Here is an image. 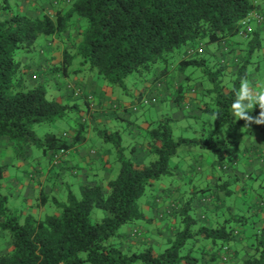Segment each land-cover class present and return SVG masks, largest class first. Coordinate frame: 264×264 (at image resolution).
<instances>
[{"label": "trees", "instance_id": "obj_1", "mask_svg": "<svg viewBox=\"0 0 264 264\" xmlns=\"http://www.w3.org/2000/svg\"><path fill=\"white\" fill-rule=\"evenodd\" d=\"M10 1L0 0V146L7 147L6 155L14 161L13 165L0 162V264H264V227L256 226L264 214V200L257 203L259 199L246 197L254 191V182L239 174L231 182L221 179L213 186L194 187L187 200L178 199L168 212L159 213L161 221H172L168 237L161 229L158 241L151 234L136 233L134 237L140 236L135 239L121 232L124 225L155 223V214L145 209L154 213L160 199L174 195V184L164 187L158 182L179 173L171 159L180 148L212 152L218 167L235 169L247 133L230 107L241 79L251 83L264 60V34L252 27L259 22L254 15L264 20V0H49L50 5L42 6L37 0H15V8ZM32 3H37L34 11ZM23 6H27L24 11ZM231 52H237L232 61ZM24 57L34 59V64ZM42 58L44 63L38 64ZM83 73L123 89L130 76L141 87L152 81L157 92L148 97L141 92L134 105L146 100L155 106L161 100L172 103L171 111L179 110L194 125L200 124L189 126L197 136L177 137L174 113L162 111L140 128L141 143L151 160L138 165L127 156L121 132L100 130L121 164L117 177L105 183H82L80 194L70 190L66 201L53 199L56 214H29L22 221L19 212L9 207V188L18 179L10 167L21 162L19 156L22 161L32 157L34 147L61 167L63 157L85 141L89 122L98 118L95 96L81 88H74L69 98L63 94L72 77ZM50 82L62 91L60 100L48 98ZM166 89L167 98L161 99L159 94ZM83 112L88 118L77 120L72 139L68 132L40 138L33 129L34 124ZM258 112L257 107L252 114ZM246 130L261 134L264 146V126ZM260 154L256 161L264 159V149ZM63 174L60 171L56 177ZM43 192L35 201L45 211L51 200ZM180 194L188 196L186 190ZM205 194L218 201L214 213ZM13 196L18 198L16 192ZM199 196L205 198L202 212L194 206ZM96 209L105 213L101 220L93 218ZM243 239L248 250L241 244Z\"/></svg>", "mask_w": 264, "mask_h": 264}, {"label": "crops", "instance_id": "obj_2", "mask_svg": "<svg viewBox=\"0 0 264 264\" xmlns=\"http://www.w3.org/2000/svg\"><path fill=\"white\" fill-rule=\"evenodd\" d=\"M252 27L253 28H260V30L264 33V20H261L259 22H254V24H252ZM236 54H237V52L229 55L231 61H232V59H234L233 57ZM217 57H218V59L222 58L220 51H217ZM42 60L38 64H43L45 61V58H42ZM257 76H258L257 74H253L251 84L258 83ZM80 82L81 81L79 79L71 80L70 81V85H71L70 88L69 89L67 88L68 91L65 89V92L63 93L64 98L71 97V95L73 94V92L75 90L74 88H76V89L81 88L85 92L93 94L95 96V106H94L95 110L94 111L96 112V116L98 118L96 119V121H94L92 123V128L93 127L96 128L100 124L101 125L103 124L104 126L109 128L110 122H114V121L119 120V121H123V122L127 123V126L130 130V134L132 135V138L134 140L139 136L142 137L141 132H140V128H141V126L146 124L147 119L144 118L143 114H139L141 112V109L139 108V106L134 105L135 102H133L132 105H130V104L124 105L121 103V101H118L116 99L115 100L110 99V97L108 96L107 93H104L102 89H98L97 83L92 78H84L82 80V83H80ZM145 87L147 89H149L151 92L155 91V90H156L155 92H157V88H154L152 81L147 82L145 84ZM140 93L141 92H137V96H139ZM168 93H169V91H167V89H166V90L162 91L159 95H160L161 99H163L165 97L167 98ZM144 96H146V95H144ZM157 109L160 110V112L164 111L165 109L169 110V111L175 110L174 104L162 102V100L159 101V103L157 104ZM133 114L135 115V117L133 119H131L130 115H133ZM174 116H175L176 120L178 121V123H180L181 121L187 122V120H188L184 116V114H182L179 110H176L174 112ZM90 120H92V118H90ZM73 123H74L73 127H71L70 131L68 132L70 139H72V137L74 135L73 132H75L74 130L78 124L76 119L73 121ZM116 132H118V131H116ZM90 133L91 132H88V133L86 132L85 141L83 143H81L80 145H78V147L70 150L67 153V155L63 157V159L60 163L62 165L61 166L62 168L60 166H55V164H53V162L50 158H49L48 163L45 165L40 164V162L35 159V162H34L35 165L39 166V170L36 169L37 173L33 172V173H31L33 175L30 174L27 178H22V179L19 178V180L18 179L12 180L11 184L15 187L16 197H18L20 199L24 194L26 199H29L31 202L35 201L37 198L36 195H38V193H40L41 191L44 190L43 186L46 185V183L49 181V179L52 176H56L58 172L64 171L63 169L67 165L71 166L73 176H76V179H80L81 181H83V184L84 183L96 184V183H99V181H101V180H102L101 183H105L106 181L113 178L114 177L113 176V170L112 169L109 170L107 168V166L111 162V157L115 153L113 148L107 147L106 146L107 142H104L103 144L101 143L100 148H97V147H91L90 148L88 146V137H87L90 135ZM134 142H135L134 147H136V148H134V147L132 148V145L128 146V150L131 153V155H130L131 159L138 165L146 164L147 162H149L148 160H151V155H150L149 150L141 142H138V143L136 141H134ZM132 149H133V152H132ZM263 149H264V146L262 144L261 137L256 136L255 134H251L248 132V138H246V140L242 144V151H240L242 153V156L235 163V169L231 168L230 166H227L224 169H222L220 167L221 166L220 165L219 169L222 170L223 173L219 174V173H216V170L214 167H207L205 169V167L203 165L198 164V161L195 160L196 165H193V164L189 165L188 170H187V172L192 171L193 174H190V172L185 173L184 175L179 174L178 177L180 179V182H178L179 184L174 188L176 190L174 192V195H172V196L169 194L165 195L164 196L165 201L160 199V208H158V210H156L154 212V214L156 216V221L153 224V227H149L148 225L147 226L146 225H135L134 231H131L132 233L130 231H128V234H131L132 237H134V235H136V233L140 234L141 236H143V235L145 236L148 234H155L156 235V234H158L159 230L161 229L164 232L165 236L168 237L170 235V233L168 231V226L170 225V223H166L165 221H161L159 213L162 214L164 211L168 212L170 210L171 206H174L176 204L178 199L180 201H182L184 198L187 197L186 195L184 197L182 194H180L181 192L185 191V188L183 187V185H187V183H189L190 180L191 181L195 180L196 174L202 177V179L201 180L199 179V181H202V185H204V186L216 185L219 182V180H221V179L223 181H225L227 179V181L231 182L232 179L234 178L235 174H239L240 177L244 180H247L250 176L251 177L259 176V178H260V176L262 175V172L256 168L258 166H261V168L264 169V162L258 164V162L255 160V157L259 158L261 155L260 152ZM6 153H7V147L0 146V154L3 158L2 160H4L3 163L4 164H10V160H11L12 156H8V155H6ZM32 156H34L33 153H32ZM201 158H203V157L201 156ZM12 160H13V158H12ZM33 160H34V158H33ZM97 164H100L101 168L104 170L102 173L103 176H101L98 173V170H100V169L96 167ZM19 165L24 166V163L20 162ZM212 165H215V164H212ZM102 166L105 167V169ZM241 166L247 167V172L248 173L250 172L249 175L245 174L243 171H241L239 173V171H240L239 167H241ZM31 167L34 168L33 166H31ZM76 169H77V171H75ZM36 170H35V168L33 169V171H36ZM80 170H82V173H80ZM108 170H109V172H107ZM205 171H209L207 175L203 174V172H205ZM79 174H81V175H79ZM244 192H241V194H243ZM207 194H205V196H208ZM220 194L223 196L222 193H220ZM208 197L210 198V199L207 198L208 199L207 201L209 202L210 211L214 213L216 211L215 203L217 204L218 201H217L215 195L208 196ZM204 201H205V198L202 199L201 196H199V198L197 197V199L194 202V206L196 208H198L199 212H202V206H203L200 203H204ZM219 204H221V203H219ZM31 208H33V207H31ZM258 219L259 220L257 221L256 226L257 227H264V214H261L260 218H258ZM139 236L137 235L134 238L136 239V237H139ZM137 239H139V238H137ZM241 244H243V246L246 245L245 250H248L247 241H244V239H243V240H241ZM229 252H233V250L229 251ZM224 256L225 255H223V260H225L227 262L228 256L226 255L227 258H224Z\"/></svg>", "mask_w": 264, "mask_h": 264}, {"label": "rangeland", "instance_id": "obj_3", "mask_svg": "<svg viewBox=\"0 0 264 264\" xmlns=\"http://www.w3.org/2000/svg\"><path fill=\"white\" fill-rule=\"evenodd\" d=\"M38 5L42 6V5H50L49 0H37ZM10 5L13 6V8H15V0H11ZM37 4V3H35ZM35 4L32 3L31 5V11L35 10ZM29 8V7H28ZM27 6H23L22 10H26ZM264 34V33H263ZM264 52V50L262 51ZM30 57V56H29ZM29 57H24L25 58V62H32L31 64H34V59H29ZM33 57V56H31ZM41 59H39L40 62ZM38 61V59H37ZM37 63V62H35ZM78 65V64H77ZM77 65H75V67H77ZM257 78H258V82H261V79H263L264 81V60L262 61V63L260 64V70L259 73H257ZM262 75V76H261ZM261 76V77H260ZM260 77V78H259ZM84 78H92L94 79V81L97 83L98 85V89H102L104 93H107L108 96L110 97V99H116L118 101H121L122 104H130L132 105L133 102H139L140 100L138 99L137 96V92H143L144 95H146V97H148V95H150V90H147L146 92L143 90L145 86L141 87V83L139 81H136L135 76H130L127 80V88L123 89L121 87L118 86H114L109 84L108 82H106L103 78L95 75H90L88 73H83V75H79L78 77L73 76V79H79L82 83V80ZM262 81V82H263ZM97 89V90H98ZM47 91H48V98L50 99H56V100H60L61 98V94L62 91L58 88H56V85L54 82H50L49 85H47ZM99 91V90H98ZM152 93V92H151ZM146 98H144L145 100ZM131 108V107H130ZM139 108L141 109V112L139 114H143L144 118L149 120V119H153V118H158L159 115L158 113H162L160 112V110L157 109V106L152 105V104H148V103H141L139 104ZM132 110V109H131ZM166 110V109H165ZM164 110V111H165ZM158 112V113H157ZM175 111H169L168 114L172 115ZM81 116L85 117V119L88 118V116L86 115L85 112H83L82 115L77 114V115H73L72 117H67L64 120H60L54 123H40V124H34L33 125V129L36 132V134L40 137L43 138L47 133H56L59 135H62L64 132H69L70 128L73 127V121L79 120L81 121ZM131 119H133L135 117V115H130ZM188 119V118H187ZM91 124V128H89L87 130L88 132H91L88 137V146L91 147H97L100 148L101 143L103 144L105 142V138L104 136L101 135L100 130H108L110 133H114L116 131H120L122 134V138H123V145L126 146L128 148V146L132 145V148L134 147V144L136 141L138 142H142V137H137L135 140L132 138V135L130 134V130L127 126V123L123 122V121H114V122H110L109 125L110 127H106L103 124L97 126L96 128H92V123L89 122ZM147 123V122H146ZM178 124V125H177ZM177 127H175V134L177 137L180 136H184L187 138H194L196 135L195 130L193 129H189V126L194 125V121L191 119H188L187 122H183L181 121L180 123H177ZM196 126H200V124L198 123L194 125V127ZM244 132H246L247 134L245 135L244 139H243V143L246 140V138H248V130L244 129ZM240 134V133H239ZM256 136H261V134L258 133V135L255 133ZM107 147H111L114 148L112 143H107L106 145ZM28 151V150H27ZM27 151H25L24 153H26ZM34 156L29 157L28 160L26 161H22L23 158H20L19 156V160L21 162L24 163V166H20L19 163L15 164L14 167H10V171L13 173L15 172L18 176V180L19 178H27L31 172L33 171V169L29 168L30 166H33L35 169L39 170V166L35 165V159L38 160L40 162V164L45 165L48 163L50 156H46L43 155V151L40 148H32V151ZM127 156H130L129 150L127 149L126 151ZM28 155V154H26ZM29 156V155H28ZM201 156L203 158H201ZM216 155L212 152H207L203 149H200L198 147H194V148H189V147H183L180 148L179 150V154L177 155V157H174L171 159V166L172 167H177L178 168V172H175L176 177L175 178H170L168 176H164L160 179V181L158 182V184H162L164 187L165 186H170L172 184H174V186L176 187L180 182V179L177 175L179 174H185V172L188 170L189 165L193 164L196 165L195 160L198 161V164H201L205 167V169L207 167H214L216 170V173H222L223 171L219 169V167L216 165L218 162L216 161ZM242 156V153H241ZM116 155L113 154V156L111 157V162L110 164L107 166V168L109 170H113V176L117 177L119 171H120V167L121 164L119 163V161L116 160ZM34 158V160H33ZM2 156L0 154V162H3L4 160H2ZM244 160V159H243ZM242 160V161H243ZM17 161V160H16ZM150 162V160H148ZM264 161L263 160H257L258 164L262 163ZM13 160L11 158L10 160V165L12 164ZM149 162H147L146 164H148ZM215 165H212V164ZM145 165V164H144ZM97 168H99L100 170L99 173L101 176L103 173V169L101 168L100 164H97L96 166ZM103 167V166H102ZM105 169V167H103ZM249 168V167H248ZM102 169V170H101ZM240 171H243L245 174L249 173L247 172V167L241 166L239 167ZM256 169H259L262 172V175L260 177L259 180L254 181L252 179H247V181L250 182H254V191L252 192V194H249V196L246 197H250L249 199H255L256 201L259 199L258 202H260V200H264V188L262 186V184L264 183V169L261 168V166H258ZM109 170L107 172H109ZM249 170V169H248ZM77 171V169L75 170ZM34 172V171H33ZM111 172V171H110ZM209 171H205L203 172V174L207 175ZM80 173H82V170H80ZM81 175V174H79ZM196 179L192 180V183H187V185H183V187L185 188V190L188 192V196L187 198H189V194L191 195V192L193 191L194 187H200V185H202V181H199V179L201 180L202 177L199 175H195ZM207 177V176H206ZM105 181V180H104ZM100 182V181H99ZM83 181H81L80 179H76V176H73V172H72V168L70 165H67L64 168V174L62 177H56V176H52L49 181L46 183L44 187V194L48 195L51 203L48 204L45 208V211L42 209H38L36 204V201L31 202L29 199H26L24 194L23 196L19 199V198H14L13 196V192H15V187L12 185V189L9 188V192L10 193V201H9V207L13 209L12 212H19V214L23 217V220L25 219V217L29 214H32L34 216H41L44 217L46 214H56V209L52 203L53 199L56 198L58 199L60 202H64L67 200V196H68V192L70 190H72L74 193L76 194H80V184H82ZM250 186V184H249ZM26 192V191H25ZM238 197H242V194H238ZM186 198V200H187ZM145 201V199L143 200V202ZM233 201L235 203H237L238 207H241L240 202H238L237 200L233 199ZM255 201V202H256ZM143 204V203H142ZM244 205V204H243ZM231 206V205H230ZM236 206V207H237ZM33 207V208H31ZM44 211V212H43ZM145 211H147V213L149 215H153L154 213L150 210V209H145ZM105 216L104 211L100 210V209H96L94 211V219H98L101 220L103 217ZM166 223H172L171 219H166L165 221ZM135 225L133 224H128V225H124L121 228V232H126L128 233V231H134ZM150 227H153L150 226ZM131 229V230H130ZM246 233L247 235L250 233V229L249 226H247L246 228ZM132 233V232H131ZM150 235V234H149ZM151 239H155L156 241H158L157 236L155 234H151L150 235ZM156 237V238H155Z\"/></svg>", "mask_w": 264, "mask_h": 264}, {"label": "clouds", "instance_id": "obj_4", "mask_svg": "<svg viewBox=\"0 0 264 264\" xmlns=\"http://www.w3.org/2000/svg\"><path fill=\"white\" fill-rule=\"evenodd\" d=\"M257 107L259 112L253 115ZM230 114L238 122H244L242 128L252 130L253 125L264 126V82L251 84L242 78L239 89L234 90Z\"/></svg>", "mask_w": 264, "mask_h": 264}, {"label": "built area", "instance_id": "obj_5", "mask_svg": "<svg viewBox=\"0 0 264 264\" xmlns=\"http://www.w3.org/2000/svg\"><path fill=\"white\" fill-rule=\"evenodd\" d=\"M255 16V19L261 21L263 20L262 16H258V15H254ZM145 103H149V100H146Z\"/></svg>", "mask_w": 264, "mask_h": 264}]
</instances>
